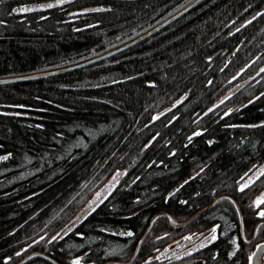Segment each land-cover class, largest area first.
<instances>
[{"label":"trees","instance_id":"1","mask_svg":"<svg viewBox=\"0 0 264 264\" xmlns=\"http://www.w3.org/2000/svg\"><path fill=\"white\" fill-rule=\"evenodd\" d=\"M49 1L0 0V78L96 58L195 0L16 10ZM261 69L264 0H203L106 59L0 84V264H252L264 243ZM212 227L203 246L156 257Z\"/></svg>","mask_w":264,"mask_h":264},{"label":"rangeland","instance_id":"2","mask_svg":"<svg viewBox=\"0 0 264 264\" xmlns=\"http://www.w3.org/2000/svg\"><path fill=\"white\" fill-rule=\"evenodd\" d=\"M63 2L64 0H55V1H49L45 3H39V4H33V5H24L20 6L16 10L19 12L21 9H32V8H46L49 4L53 5L58 2ZM122 176L121 171L116 172L113 174L91 197V199L84 205V207L78 212L76 215V220L82 219L88 212H90L92 209H94L102 200L105 198L111 190L114 188L116 183L118 182L119 177ZM97 194H99V198H97ZM213 229L215 227H212L206 232H203L199 235H187L184 236L173 243L169 244L168 247L166 246L163 248L162 251L158 252L156 254V257H179L185 253H188L192 250H195L196 248H199V246H203L207 242L212 240V236L217 235L216 229L215 232H213ZM216 237V236H215ZM256 251V249H255ZM254 251V253H255ZM253 253V254H254ZM260 263L264 264V251L261 254L260 257Z\"/></svg>","mask_w":264,"mask_h":264},{"label":"water","instance_id":"3","mask_svg":"<svg viewBox=\"0 0 264 264\" xmlns=\"http://www.w3.org/2000/svg\"><path fill=\"white\" fill-rule=\"evenodd\" d=\"M203 0H195L194 2L190 3L188 6H186L185 8H183L182 10H180L179 12H177L176 14H174L173 16L169 17L168 19H166L165 21H163L162 23L158 24L157 27L155 26L154 28H152L151 30L147 31L146 33L140 35L139 37L135 38L134 40L116 48V50H112L108 53L105 52V54L98 56L96 58L90 59L88 61L70 66V67H65V68H61V69H57V70H52V71H47V72H43V73H37V74H31V75H24V76H18V77H10V78H0V84L3 83H12L15 81H21V80H26V79H31L33 78H37V77H44V76H49L55 73H60L63 71H68V70H72L75 68H79L82 66H86L92 63L101 61L103 59H106L109 56H112L120 51H122L123 49H126L128 47H130L131 45L147 38L148 36L152 35L153 33L159 31L160 29L164 28L165 26H167L168 24H170L171 22H173L174 20H176L177 18H179L180 16H182L183 14H185L186 12H188L190 9H192L194 6H196L198 3H200ZM140 245V244H139ZM264 251V243L258 245L255 253L253 254V263L252 264H259L260 263V257L261 254Z\"/></svg>","mask_w":264,"mask_h":264},{"label":"snow or ice","instance_id":"4","mask_svg":"<svg viewBox=\"0 0 264 264\" xmlns=\"http://www.w3.org/2000/svg\"><path fill=\"white\" fill-rule=\"evenodd\" d=\"M48 7H52V5L49 4ZM21 11H28V9H21ZM261 72H264V69H261ZM222 103H223V101H222ZM260 175H264V170H261ZM248 186H249V185H248L247 183H245L244 185L241 186L240 191H244V189L247 188ZM97 198H99V194H97ZM101 202H102V201H101ZM261 203H264V199H260V200H258V201L256 202L257 207H258ZM94 210H95V209H93V211H94ZM259 215H260L261 217H264V211L259 212ZM213 232H215V229H213ZM128 234L131 235V233H128ZM212 239H215V236H214V235L212 236ZM17 255H19V253H18ZM75 264H79V261H76Z\"/></svg>","mask_w":264,"mask_h":264},{"label":"flooded vegetation","instance_id":"5","mask_svg":"<svg viewBox=\"0 0 264 264\" xmlns=\"http://www.w3.org/2000/svg\"><path fill=\"white\" fill-rule=\"evenodd\" d=\"M259 264H261V263H259Z\"/></svg>","mask_w":264,"mask_h":264}]
</instances>
